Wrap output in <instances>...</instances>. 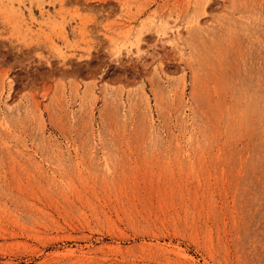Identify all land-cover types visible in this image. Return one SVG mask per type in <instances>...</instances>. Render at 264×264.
I'll use <instances>...</instances> for the list:
<instances>
[{"label": "rangeland", "instance_id": "obj_1", "mask_svg": "<svg viewBox=\"0 0 264 264\" xmlns=\"http://www.w3.org/2000/svg\"><path fill=\"white\" fill-rule=\"evenodd\" d=\"M0 264H264V0H0Z\"/></svg>", "mask_w": 264, "mask_h": 264}]
</instances>
